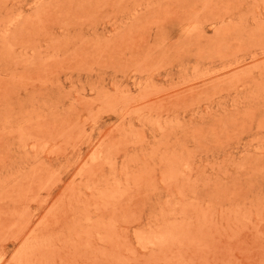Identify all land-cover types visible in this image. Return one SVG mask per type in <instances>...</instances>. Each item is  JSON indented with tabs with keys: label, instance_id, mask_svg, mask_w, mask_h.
<instances>
[{
	"label": "rangeland",
	"instance_id": "rangeland-1",
	"mask_svg": "<svg viewBox=\"0 0 264 264\" xmlns=\"http://www.w3.org/2000/svg\"><path fill=\"white\" fill-rule=\"evenodd\" d=\"M0 264H264V0H0Z\"/></svg>",
	"mask_w": 264,
	"mask_h": 264
}]
</instances>
